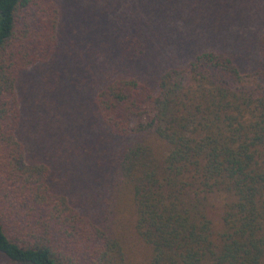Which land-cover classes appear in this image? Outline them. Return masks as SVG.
Wrapping results in <instances>:
<instances>
[{
    "label": "trees",
    "instance_id": "16d2710c",
    "mask_svg": "<svg viewBox=\"0 0 264 264\" xmlns=\"http://www.w3.org/2000/svg\"><path fill=\"white\" fill-rule=\"evenodd\" d=\"M0 255L264 264V0H0Z\"/></svg>",
    "mask_w": 264,
    "mask_h": 264
},
{
    "label": "rangeland",
    "instance_id": "374dc122",
    "mask_svg": "<svg viewBox=\"0 0 264 264\" xmlns=\"http://www.w3.org/2000/svg\"><path fill=\"white\" fill-rule=\"evenodd\" d=\"M71 7L74 10H77V13L84 11L85 9L88 8V3L82 2V3H77L74 2L71 4ZM0 264H18V263H11L9 260H7L5 257L0 255Z\"/></svg>",
    "mask_w": 264,
    "mask_h": 264
}]
</instances>
